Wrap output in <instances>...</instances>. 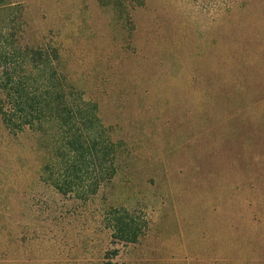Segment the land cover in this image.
I'll return each mask as SVG.
<instances>
[{"label":"rangeland","instance_id":"374dc122","mask_svg":"<svg viewBox=\"0 0 264 264\" xmlns=\"http://www.w3.org/2000/svg\"><path fill=\"white\" fill-rule=\"evenodd\" d=\"M13 1L25 25L0 32L57 48L123 149L82 201L39 178L48 123L0 118V264H264V0ZM119 207L135 243L107 228Z\"/></svg>","mask_w":264,"mask_h":264},{"label":"trees","instance_id":"16d2710c","mask_svg":"<svg viewBox=\"0 0 264 264\" xmlns=\"http://www.w3.org/2000/svg\"><path fill=\"white\" fill-rule=\"evenodd\" d=\"M97 1L120 13H128L145 3V0ZM233 1L218 3L228 5ZM21 3L0 0V14L8 10L18 12L16 18L11 13L7 15L11 29L16 21L21 27L25 25ZM8 31L0 32V118L10 131L22 130L24 126L42 130V123H48L53 141L47 144L48 158L39 178L59 194L86 201L101 186L111 183L122 142L113 139L111 130L102 124L97 103L74 89L57 48L28 42L20 45L17 32ZM106 224L114 240L125 243H135L145 228V223L138 222L122 207L109 208Z\"/></svg>","mask_w":264,"mask_h":264}]
</instances>
